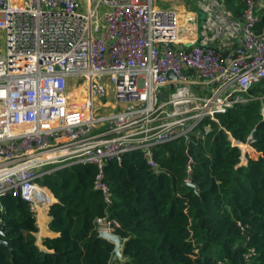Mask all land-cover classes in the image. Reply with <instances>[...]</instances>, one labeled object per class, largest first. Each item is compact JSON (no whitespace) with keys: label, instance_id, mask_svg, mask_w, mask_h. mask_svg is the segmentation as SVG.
Returning <instances> with one entry per match:
<instances>
[{"label":"built area","instance_id":"built-area-1","mask_svg":"<svg viewBox=\"0 0 264 264\" xmlns=\"http://www.w3.org/2000/svg\"><path fill=\"white\" fill-rule=\"evenodd\" d=\"M207 1L199 8L209 36L198 37L196 14L182 26L175 8L155 0H0V198L20 199L36 220L55 202L38 181L90 165L109 204L110 163L140 153L158 174L153 151L180 142L191 184L190 145L218 115L256 100L248 93L264 82V27L256 30L264 7L232 0L244 7L234 17L224 0ZM95 225L98 233L119 228L106 218Z\"/></svg>","mask_w":264,"mask_h":264},{"label":"trees","instance_id":"trees-1","mask_svg":"<svg viewBox=\"0 0 264 264\" xmlns=\"http://www.w3.org/2000/svg\"><path fill=\"white\" fill-rule=\"evenodd\" d=\"M225 8L237 17L244 7L226 0ZM263 27L264 9L256 30ZM248 96L256 100L218 115V123L190 145L196 190L184 182L181 142L153 151L158 174L140 153L110 163L105 169L109 204L94 189V166L73 165L41 178L38 183L55 199L48 229L59 236L42 241L51 253L35 245L38 229L27 204L12 196L0 198L5 242L0 264H108L113 245L98 237L97 218L116 221L115 234L126 240L124 260L113 264H264V99H257L264 96V82ZM230 138L247 144L246 166L239 165L241 151ZM245 254L250 255L247 261Z\"/></svg>","mask_w":264,"mask_h":264},{"label":"rangeland","instance_id":"rangeland-1","mask_svg":"<svg viewBox=\"0 0 264 264\" xmlns=\"http://www.w3.org/2000/svg\"><path fill=\"white\" fill-rule=\"evenodd\" d=\"M201 1H204V0H199V2H198V0H155V3H157V5H165L168 7L175 8L178 11L179 16L181 18H184L185 16L188 17V19L185 18L184 21L181 23L182 26H186V27L190 26V23H189L191 21L190 19L192 18L193 15L196 14L193 21L195 22V24L197 25V28L199 30L198 31V37H199L202 35L201 29L205 26L206 19L208 18V14L204 13V11L201 8H199L198 3H201ZM189 15L191 16V18H189ZM0 41H2V43L0 44V51L5 52V50H6V38H5V32H3V31H0ZM69 88H70V90H72L71 85ZM110 99L111 98L109 97L108 101H110ZM79 101L82 102L83 99H79ZM101 104L104 105V102H102ZM107 112H109V111L107 110ZM103 114H104V111L98 106V109L96 110V115L99 116V115H103ZM244 145L240 144V148L243 151V153L241 152V156H240V158H242L240 163H239L240 166H246L247 159H248V158H246V156H245V159H243V155L245 154V151L248 149L247 145L246 144H244ZM257 156L258 155L251 153V156H249V157L251 159L255 160L256 162H258ZM263 161H264L263 159H262V161L260 160V164L261 163L263 164ZM194 243H195V241H194ZM198 246L196 247L195 252H198V248H199Z\"/></svg>","mask_w":264,"mask_h":264},{"label":"crops","instance_id":"crops-1","mask_svg":"<svg viewBox=\"0 0 264 264\" xmlns=\"http://www.w3.org/2000/svg\"><path fill=\"white\" fill-rule=\"evenodd\" d=\"M207 1V0H206ZM218 2H222V1H220V0H217ZM258 2H259V5L260 6H262V8L264 7V0H257ZM198 2H199V0H198ZM207 2H209V1H207ZM206 2V3H207ZM217 2V3H218ZM225 2H226V0H224L221 4H220V7L221 8H224L225 10H226V8H225ZM206 3H204V2H202L201 4H206ZM200 3H198V5H199ZM208 5H210V2L208 3ZM215 10H216V7H215ZM227 11V10H226ZM228 12V11H227ZM199 15V14H198ZM234 16V15H233ZM235 17V16H234ZM188 19V17H184V18H182L183 19V21H184V19ZM189 18H191V16L189 15ZM182 21V22H183ZM205 24H206V22H205ZM203 33V36H209L208 35V33L206 32V34L204 33V32H202ZM5 40V39H4ZM3 41V40H2ZM2 41H0V44L2 43ZM235 44H237V43H235ZM1 54H3V52H1L0 51V55ZM50 220H51V218L48 216V213H46L45 214V212L44 213H40V215H39V218L38 219H36V225H37V229H38V231L35 233V245H36V247L39 249V251H41L42 253H51V251H48L47 249H46V247H44L43 245H42V241L45 239V238H56V237H58L59 236V234L58 233H54V232H51L49 229H48V224H49V222H50Z\"/></svg>","mask_w":264,"mask_h":264},{"label":"water","instance_id":"water-1","mask_svg":"<svg viewBox=\"0 0 264 264\" xmlns=\"http://www.w3.org/2000/svg\"><path fill=\"white\" fill-rule=\"evenodd\" d=\"M170 76V75H169ZM190 187L196 190V186L189 184ZM3 235L2 228L0 227V236ZM98 237L106 240L110 244L113 245V250L111 252L108 264H113V262L118 259L119 261L124 260V256L122 254V247L124 245V242L126 241L124 238L120 237L119 235L111 232H99ZM5 243L1 237H0V245Z\"/></svg>","mask_w":264,"mask_h":264},{"label":"bare ground","instance_id":"bare-ground-1","mask_svg":"<svg viewBox=\"0 0 264 264\" xmlns=\"http://www.w3.org/2000/svg\"><path fill=\"white\" fill-rule=\"evenodd\" d=\"M180 18H181V17H180ZM182 21H183V20H182V18H181V23H182ZM182 37H185V35H183ZM81 99H82V98H81ZM48 201H49V200H48Z\"/></svg>","mask_w":264,"mask_h":264}]
</instances>
